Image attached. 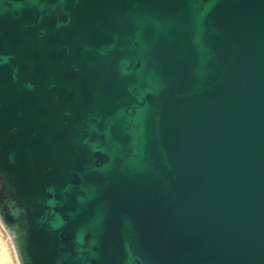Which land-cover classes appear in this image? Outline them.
Segmentation results:
<instances>
[{
  "label": "water",
  "instance_id": "water-1",
  "mask_svg": "<svg viewBox=\"0 0 264 264\" xmlns=\"http://www.w3.org/2000/svg\"><path fill=\"white\" fill-rule=\"evenodd\" d=\"M0 218L20 264H264V0H0Z\"/></svg>",
  "mask_w": 264,
  "mask_h": 264
},
{
  "label": "rangeland",
  "instance_id": "rangeland-1",
  "mask_svg": "<svg viewBox=\"0 0 264 264\" xmlns=\"http://www.w3.org/2000/svg\"><path fill=\"white\" fill-rule=\"evenodd\" d=\"M0 264H20L12 235L0 218Z\"/></svg>",
  "mask_w": 264,
  "mask_h": 264
}]
</instances>
